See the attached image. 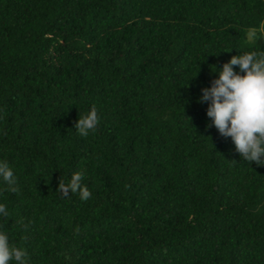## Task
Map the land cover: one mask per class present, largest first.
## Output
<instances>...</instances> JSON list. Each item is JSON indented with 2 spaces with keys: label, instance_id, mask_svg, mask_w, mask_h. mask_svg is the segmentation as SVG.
<instances>
[{
  "label": "trees",
  "instance_id": "1",
  "mask_svg": "<svg viewBox=\"0 0 264 264\" xmlns=\"http://www.w3.org/2000/svg\"><path fill=\"white\" fill-rule=\"evenodd\" d=\"M253 51L264 0H0V232L27 264H264V166L198 102Z\"/></svg>",
  "mask_w": 264,
  "mask_h": 264
},
{
  "label": "clouds",
  "instance_id": "2",
  "mask_svg": "<svg viewBox=\"0 0 264 264\" xmlns=\"http://www.w3.org/2000/svg\"><path fill=\"white\" fill-rule=\"evenodd\" d=\"M256 36L257 29L247 30L249 42ZM234 66H239V72L234 71ZM202 92L198 102L209 103L207 116L211 123L208 127L215 126L223 137H231L244 160L264 166V53L253 51L233 56L223 65L219 79L213 80L212 86L205 87ZM98 123L97 110L93 106L88 115L80 117L75 128L79 135L87 137L97 130ZM84 177L83 171H77L68 184L61 179L58 191L63 197L72 193L78 194L81 201H88L92 193L82 183ZM0 178L7 186L6 191L19 194L18 178L6 161L0 162ZM0 216H9L6 205L0 204ZM74 231L79 235L80 227ZM27 259V251L10 245L7 234L0 232V264L10 261L27 264Z\"/></svg>",
  "mask_w": 264,
  "mask_h": 264
}]
</instances>
